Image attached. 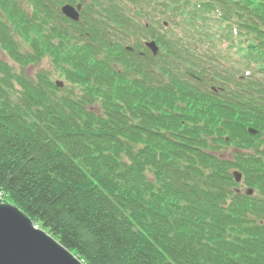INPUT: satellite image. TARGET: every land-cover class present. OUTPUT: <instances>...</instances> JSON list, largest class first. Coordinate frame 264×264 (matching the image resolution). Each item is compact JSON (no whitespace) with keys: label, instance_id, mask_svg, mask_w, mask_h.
<instances>
[{"label":"trees","instance_id":"trees-1","mask_svg":"<svg viewBox=\"0 0 264 264\" xmlns=\"http://www.w3.org/2000/svg\"><path fill=\"white\" fill-rule=\"evenodd\" d=\"M27 1L0 0V51L23 68L0 59V202L84 264H264V0H136L158 58L108 43L131 22L119 0L100 1V45ZM217 41L238 67L199 51Z\"/></svg>","mask_w":264,"mask_h":264},{"label":"water","instance_id":"water-1","mask_svg":"<svg viewBox=\"0 0 264 264\" xmlns=\"http://www.w3.org/2000/svg\"><path fill=\"white\" fill-rule=\"evenodd\" d=\"M79 11L70 6L63 8V14L79 21ZM154 55L158 49L154 42L150 43ZM190 76L195 77L190 74ZM60 88L62 81H57ZM251 135L258 132L249 129ZM237 183H241L242 174L234 172ZM248 195L253 190L247 191ZM0 264H84L83 261L66 249L55 238L35 226L34 222L14 205L0 203Z\"/></svg>","mask_w":264,"mask_h":264},{"label":"flooded vegetation","instance_id":"flooded-vegetation-1","mask_svg":"<svg viewBox=\"0 0 264 264\" xmlns=\"http://www.w3.org/2000/svg\"><path fill=\"white\" fill-rule=\"evenodd\" d=\"M31 1V0H30ZM35 2H39V4L41 5V0H34ZM47 2V4L49 5V12H48V17H49V21H51L52 26L55 28H58L60 26V24H63L65 27L61 28V29H67L68 30V23H69V19L65 18L62 14V8L64 5L68 4V0H44ZM18 6L22 7V8H35L34 5L28 3L27 0H19L18 1ZM77 6V4L75 5ZM33 11V9H32ZM40 15L37 14V12L34 14V17H36ZM82 18V17H81ZM131 22L130 25L127 26L128 27V36H127V43L129 45H133L134 46H140L141 50L138 51L139 55H142L143 53H145L144 51V47L146 48V44L148 42V32H144L141 29V20L137 17H131ZM65 21V22H64ZM67 21V22H66ZM101 28H102V23H101V17L95 16V17H91L89 18L88 22H84L82 21L80 23V26H78V28H76L75 32L71 33V36H73L74 38L77 39H89L90 38V34L93 33L95 36L101 32ZM87 29L89 32L87 33L86 30ZM60 30V29H58ZM58 30L54 31V33H50L51 36H53L52 39V44L53 46H57V42L55 41L56 39L54 37H56V32H58ZM85 30V31H84ZM129 30L131 31V33H129ZM59 33V32H58ZM68 33V32H67ZM120 37L121 39L118 40L117 44H119L120 46L125 47V41L123 40L124 36L122 33H120ZM55 39V40H54ZM246 189V188H245ZM244 190V189H243Z\"/></svg>","mask_w":264,"mask_h":264},{"label":"rangeland","instance_id":"rangeland-1","mask_svg":"<svg viewBox=\"0 0 264 264\" xmlns=\"http://www.w3.org/2000/svg\"><path fill=\"white\" fill-rule=\"evenodd\" d=\"M85 1H91V0H85ZM97 1V0H96ZM107 2H108V0H107ZM75 3V2H74ZM78 3V2H77ZM126 5L128 6V4L126 3ZM129 7V6H128ZM0 10H1V7H0ZM145 12H146V18L148 19V13H147V9H145ZM129 14V13H128ZM171 30H173L174 28H173V25L171 24ZM169 28V27H168ZM170 30V33H173V32H175V31H171ZM178 31H179V33H182L181 32V30L180 29H177ZM216 41V40H215ZM185 42L187 43V41L185 40ZM217 42H219V41H217ZM202 44H199L200 45V47H201V49L199 50V51H202L203 53H205L206 54V58H213V62H214V59H215V57L216 58H219L220 59V61H221V66H223V67H228V68H230V67H234V66H236V63L239 61L238 60V58H237V55L239 56V53L238 52H235V50L234 49H230V48H228V45H229V43L227 42V43H221V42H219V45L218 46H215V47H213L212 49V52H209V50H207V44H205L204 42H201ZM207 52V53H206ZM229 57V61H227L228 60V58L227 57ZM221 57H223V58H221ZM225 57L227 58V59H225ZM204 58V57H203ZM203 58H201L202 60H203ZM0 59L4 62V63H7L9 66H10V68L12 69V70H14L16 73H21L22 72V67L19 65V64H17V63H15V62H13V61H11L10 59H9V57L5 54V53H3V52H1L0 51ZM241 60V59H240ZM217 61V60H216ZM46 63V64H45ZM236 67H238V66H236ZM240 67V66H239ZM42 68L43 69H47V68H50L51 70H53L51 67H50V65H49V62L48 61H44V64L42 65ZM211 71H212V69H211ZM26 74H28L30 77H35L36 76V74H37V72H38V68H36V67H29V68H27L26 69ZM246 74V73H245ZM242 75H244V74H242ZM239 76V75H238ZM52 79L56 82V81H58V80H62L60 77H58L56 74L54 75H52ZM230 153L229 152H226V155L228 156ZM8 204H11L12 205V203H8Z\"/></svg>","mask_w":264,"mask_h":264}]
</instances>
